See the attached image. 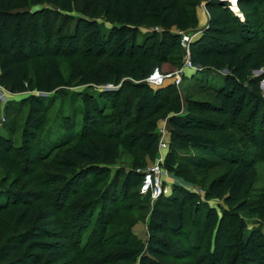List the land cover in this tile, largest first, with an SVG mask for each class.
<instances>
[{
	"label": "trees",
	"instance_id": "16d2710c",
	"mask_svg": "<svg viewBox=\"0 0 264 264\" xmlns=\"http://www.w3.org/2000/svg\"><path fill=\"white\" fill-rule=\"evenodd\" d=\"M53 1L68 12L75 8V0ZM201 1L84 0L81 8L83 18L71 34L61 36V41L53 37L55 24L62 17L60 12L51 9L36 13L22 11L13 7L12 0H0V83L12 92H25L35 86L32 79H27L19 71V66L28 60V53L51 50L57 54L65 48L73 64L80 59L77 57L101 60L97 76L89 74L88 82L98 85L122 83L124 89L139 91L134 95L140 97L137 104L130 97L119 103L121 94L118 93L117 100L115 98L110 105L104 99L91 96V102L85 104L81 111L78 139L82 147L76 152H66L58 161L62 176H43L41 181L47 189L37 185L30 190L1 194V198L7 199L0 203V264H176L174 258L182 248L174 237L185 229L186 205L196 201V185L189 189L175 183L171 194L161 196L155 202L146 242L132 231L120 233L111 242L101 238L88 251L78 245L73 248L68 240H72L79 229L86 227L91 219L90 213L97 205L103 208L96 217L97 226L103 230L108 213L107 202L116 199L119 193L130 194L132 185L129 177L121 191L91 189L75 192L91 173L99 171L100 165L115 163L121 148H140L150 158L158 155V125L151 117L159 108L154 101L158 104L167 101L164 93L176 86L171 83L172 86L153 92L145 80L156 69L165 73L164 65L179 49L182 40V35L171 31V28L187 31L197 26V7ZM205 1L210 22L201 36L190 44L192 61L205 71L227 69L230 75L219 90L220 102L196 101L194 104L200 110L225 115L228 120L205 122L193 115L197 117L194 120L181 115V108L172 105L170 111L175 115L169 120L170 148L164 167L172 172L175 164L186 163L196 169L209 170L224 163L195 153L181 156L185 146L208 154L217 152L224 159H227L225 155H229L227 163L230 169L209 182L205 188V200H224L230 209L224 211L225 217L242 212L264 220V194L253 196L250 193L251 184L256 179L255 162L234 144L230 135L220 132L221 128H229L231 123H236L245 131L264 123V98L260 84L249 75L251 68L264 66L263 61L259 62L264 58V48L255 36L247 35L249 20L243 21L230 8L227 0ZM238 1L245 18L255 14V8L246 11L243 8L253 0ZM41 2L35 0L33 4ZM100 17L110 19L111 27L98 23ZM31 25L40 26L43 31L40 40L29 38ZM144 25L161 27L162 31L153 29L145 32L141 30ZM93 34L99 40L93 38ZM49 74L50 79L42 89L53 91L65 83L58 66L50 65ZM72 79L76 80V69ZM241 81H249L252 90L241 85ZM36 86L40 87L38 82ZM144 89L147 91L140 92ZM117 101L119 104H115ZM134 112L135 120L145 129L130 134L127 131L132 124L128 117ZM87 166L91 167L85 169ZM66 175H70L71 179H67ZM143 179L144 175L141 185ZM189 181L196 184L194 178ZM60 182L63 183L61 190L52 188ZM196 204L199 213L202 201L198 200ZM214 213L207 211V216ZM62 214L67 216V220ZM204 225L207 231L209 222ZM242 227V231H248V234L239 245L224 249L221 256L210 250L198 253L195 256L197 263L222 264L228 254L226 251L234 247L233 259L224 264H264L263 232L261 229L248 230L245 224ZM97 230L99 228L96 227ZM73 249L86 254L84 260L73 255Z\"/></svg>",
	"mask_w": 264,
	"mask_h": 264
},
{
	"label": "rangeland",
	"instance_id": "374dc122",
	"mask_svg": "<svg viewBox=\"0 0 264 264\" xmlns=\"http://www.w3.org/2000/svg\"><path fill=\"white\" fill-rule=\"evenodd\" d=\"M35 0H12L13 7L20 8L22 11L40 12L44 9H51L60 12L62 17L55 24L54 38L63 40L61 36L71 34L75 25L83 18L81 8L84 0H75V8L73 11L62 10L53 0H42L41 3L33 4ZM230 3V0H227ZM239 3L238 0H231ZM243 8L253 9L254 15L247 18L243 15V21L249 20L247 28L248 36H255L259 45L264 48V0H253L252 3ZM241 12V11H240ZM240 12L238 11L239 15ZM242 13V12H241ZM197 15L199 24L187 31H180L177 28H171V31L179 34H188L196 41L209 25L210 13L207 9V1L202 0L197 7ZM242 16V15H241ZM98 23L111 27L110 19L100 17ZM158 30L161 27L144 25L141 30ZM29 38L40 40L43 31L40 26L31 25L28 29ZM132 34V33H130ZM93 38H96L93 34ZM97 40L98 37H97ZM252 40H254L252 38ZM90 44V43H88ZM60 49L57 54L51 50L48 52L35 51L28 53V60L19 66L21 75L27 79H32L34 88L25 92H12L8 87L1 85L8 95L6 103H0V203L7 198H1V194L16 192L20 190H30L37 185L47 187L41 181L43 176L61 175L63 172L58 168V161L63 159L66 152H76L82 147V143L78 139L82 122V108L85 104L91 102L92 97H99L112 105L117 100V94H121V102L130 97L135 104L140 97L135 96L139 91L134 89H124L122 83L115 84L107 82L101 85L95 82H88L89 74L93 77L97 76L96 70L99 68L101 60L94 58L81 57L73 64L70 55L66 51ZM40 55V56H39ZM188 48L181 46L174 53L171 59L164 65L163 74H175L177 71L183 70L186 66V58ZM79 56V55H77ZM77 60V59H76ZM264 62V58L259 62ZM56 65L65 80V83L53 91H48L44 85L50 79L49 66ZM75 65V66H74ZM195 69L186 70L182 84L177 88L174 87L167 91L165 96L167 101L157 103L158 111L152 115L151 119L155 120L160 129H170L169 120L175 115L170 111L172 105L181 108L180 114L188 118L196 120L202 118L205 122L215 121L217 123L228 120L225 115H218L211 112L200 110L194 104L196 101L218 103L221 100L219 90L224 87V83L230 72L225 69L222 71H205L200 66L195 65ZM76 69V80L73 81V72ZM79 71V75H77ZM109 72V71H108ZM250 78L255 79L260 84L262 96L264 98V66L260 69L251 68L249 71ZM109 76V74H108ZM39 83L40 87L36 86ZM150 85L151 90L172 86L169 79L161 86L151 85L148 78L145 80ZM172 83V84H171ZM241 85L249 90L252 87L249 81H241ZM124 89V90H123ZM123 90V92H121ZM146 89L140 91L145 92ZM152 94V92H151ZM161 102V101H160ZM118 103L115 102V104ZM118 103V104H119ZM197 116L196 118L193 117ZM136 112L128 117L132 124V128L127 131L130 134L143 131L145 128L142 124L135 120ZM167 129V130H168ZM221 134L230 135L234 139V144L250 156L254 160L256 171V179L251 184L250 193L253 196L264 194V123H259L253 129L245 131L236 123H231L229 128L220 129ZM159 133V132H158ZM131 139V138H130ZM181 156L185 154H199L201 156L211 157L223 161L221 165L214 169H196L192 165L186 163H177L174 165V171L167 176L166 184L173 189V184L178 183L191 189L192 185H196L195 190L198 193L196 201H190L186 205V226L184 231L174 237L182 248L180 254L174 258L176 264H198L195 256L202 254L207 250L218 253L219 256L230 246L239 245L240 241L247 238L248 231L243 232L242 226H248V230L261 229L264 240V220L248 213H237L232 217H225L224 211H229V206L224 200H205V188L209 182L218 174L229 170L230 165L227 163L229 155H225L227 159L221 157L217 152L208 154L200 150L196 151L185 146L180 152ZM158 158H150L140 148L130 150L129 148H121L115 163L110 165H100L99 171H95L89 175V178L81 183V187L75 189V192H84L91 189H102L119 191L124 189L127 177L131 180L130 194L119 193L116 199L107 202V217L102 230L97 226L96 217L102 208L97 205L90 213L91 219L86 227L79 229L72 240L73 248L78 245L82 250H89V247L99 239L111 242L124 231H132V233L142 241L148 239V223L153 211L155 202L151 195H140L142 190V176L145 171L158 165ZM164 165V164H160ZM85 167V165H84ZM87 166L85 169H89ZM58 168V169H57ZM59 175V176H60ZM71 179L70 175L65 176ZM194 178L196 184L189 180ZM63 183L60 182L52 187L55 190H61ZM201 190V192L199 191ZM171 194V193H170ZM202 201L200 212L197 213V202ZM2 201V202H3ZM207 211H215L213 215L207 216ZM67 220V216L62 214ZM205 222H209V229H205ZM99 228L97 232L95 228ZM86 247V248H85ZM234 247L226 255L227 260L234 257ZM72 254L80 256L84 260L86 254L78 249H73ZM84 262V261H82ZM222 262V264H224ZM84 264V263H82Z\"/></svg>",
	"mask_w": 264,
	"mask_h": 264
},
{
	"label": "built area",
	"instance_id": "2783aa9c",
	"mask_svg": "<svg viewBox=\"0 0 264 264\" xmlns=\"http://www.w3.org/2000/svg\"><path fill=\"white\" fill-rule=\"evenodd\" d=\"M237 7V10L235 9ZM230 8L239 15L240 8L238 3L230 0ZM243 20V17L239 15ZM193 38L188 34H182L183 46L188 48V55L186 58V67L183 70L177 71L175 74H163L159 69H156L152 75L148 78L151 85L161 86L165 84L169 79L178 88L183 81L185 71L189 69H195L194 63L191 58L190 44ZM8 101V95L0 85V103H6ZM168 129V128H167ZM160 129L159 135V153L157 155L158 165L150 168L144 172V179L142 183L141 194H150L151 197L156 200L161 196H168L171 193L170 186L166 184L169 171L164 167L168 150L170 148V129ZM201 192V190H199Z\"/></svg>",
	"mask_w": 264,
	"mask_h": 264
},
{
	"label": "bare ground",
	"instance_id": "6f19581e",
	"mask_svg": "<svg viewBox=\"0 0 264 264\" xmlns=\"http://www.w3.org/2000/svg\"><path fill=\"white\" fill-rule=\"evenodd\" d=\"M235 9L237 10V7H235ZM240 12V11H239ZM240 14L242 15V17H243V14L240 12Z\"/></svg>",
	"mask_w": 264,
	"mask_h": 264
},
{
	"label": "crops",
	"instance_id": "0c3cea01",
	"mask_svg": "<svg viewBox=\"0 0 264 264\" xmlns=\"http://www.w3.org/2000/svg\"><path fill=\"white\" fill-rule=\"evenodd\" d=\"M174 185V184H173Z\"/></svg>",
	"mask_w": 264,
	"mask_h": 264
}]
</instances>
